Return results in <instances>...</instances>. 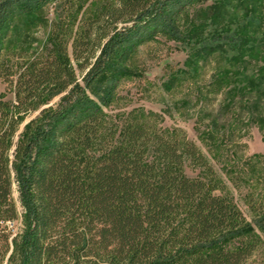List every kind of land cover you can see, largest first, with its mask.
I'll return each instance as SVG.
<instances>
[{
    "label": "trees",
    "instance_id": "1",
    "mask_svg": "<svg viewBox=\"0 0 264 264\" xmlns=\"http://www.w3.org/2000/svg\"><path fill=\"white\" fill-rule=\"evenodd\" d=\"M53 1L63 10L53 48L24 59L15 102L0 101V262L248 264L261 240L200 147L180 129L133 113L115 124L105 111L136 49L158 34L180 38L195 0H114L84 21L85 0H0L1 74L13 75L1 58L9 25ZM248 18L232 14L238 32L221 34L255 42ZM74 61L92 64L81 81ZM20 218L17 233L5 226Z\"/></svg>",
    "mask_w": 264,
    "mask_h": 264
},
{
    "label": "rangeland",
    "instance_id": "2",
    "mask_svg": "<svg viewBox=\"0 0 264 264\" xmlns=\"http://www.w3.org/2000/svg\"><path fill=\"white\" fill-rule=\"evenodd\" d=\"M107 2L115 1L85 0L77 20L95 17ZM62 11L60 2L53 1L9 25L1 58L13 75L0 72V101L15 102L16 72L23 60L39 58L53 48ZM232 14L241 21L245 14L250 17L245 36L255 42L238 47L231 36L221 34L228 26L238 32L241 21L230 20ZM179 22L180 38L158 34L136 49L126 65L129 74L119 80L105 111L111 123L119 124L133 113L164 131H184L221 178L222 193L234 198L261 240L248 264H264V0H195ZM69 53L72 56L71 45ZM74 65L81 81L92 64L85 70L75 61ZM187 172L199 176L201 168L190 166ZM13 196L21 211L17 185ZM21 221L5 226L17 233Z\"/></svg>",
    "mask_w": 264,
    "mask_h": 264
}]
</instances>
